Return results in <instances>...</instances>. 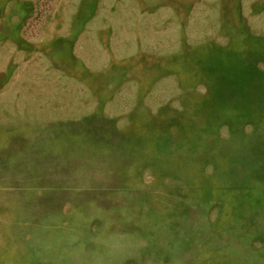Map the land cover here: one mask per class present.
Here are the masks:
<instances>
[{
    "label": "rangeland",
    "instance_id": "374dc122",
    "mask_svg": "<svg viewBox=\"0 0 264 264\" xmlns=\"http://www.w3.org/2000/svg\"><path fill=\"white\" fill-rule=\"evenodd\" d=\"M0 264H264V0H0Z\"/></svg>",
    "mask_w": 264,
    "mask_h": 264
}]
</instances>
